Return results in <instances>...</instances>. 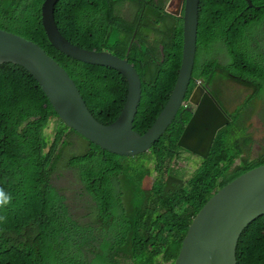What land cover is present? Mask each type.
<instances>
[{"label": "trees", "instance_id": "trees-1", "mask_svg": "<svg viewBox=\"0 0 264 264\" xmlns=\"http://www.w3.org/2000/svg\"><path fill=\"white\" fill-rule=\"evenodd\" d=\"M128 1L137 5L139 15L124 16L122 29L112 25L103 33L87 27L86 0H59L54 12L59 30L73 45L107 51L136 66L142 98L134 129L144 134L177 82L183 21L168 18L158 8L161 0H122ZM251 1L261 10H247L246 0H200L198 53L186 101L197 81L207 78L213 94V88L221 92L217 85L223 79L247 86L251 93L228 111L231 122L218 131L209 158H200L188 179L179 168L183 150L178 145L192 115L185 106L149 152L120 156L68 127L24 68L0 65V264H173L178 259L202 206L234 179L264 164V153L255 159L247 156L254 142L248 131L252 101L264 91L259 39L249 36L264 22V0ZM43 2L0 0V28L38 44L67 71L95 119L116 121L128 99L127 77L58 51L42 25ZM150 31L162 33L154 46L146 44ZM215 42L224 44L227 63L207 54L202 58ZM74 135L84 140V148L66 156ZM62 165L71 173L75 199L91 198L82 217L71 212L66 194L53 182ZM153 172L152 188L145 189L144 180ZM237 264H264V216L243 231Z\"/></svg>", "mask_w": 264, "mask_h": 264}, {"label": "water", "instance_id": "water-1", "mask_svg": "<svg viewBox=\"0 0 264 264\" xmlns=\"http://www.w3.org/2000/svg\"><path fill=\"white\" fill-rule=\"evenodd\" d=\"M58 1L44 0L41 9L42 25L50 43L74 61L115 69L127 77L129 95L118 119L110 124L100 123L67 71L38 44L3 29H0V65L24 68L42 87L68 127L102 150L120 156L135 157L149 152L185 106L192 115L184 125L178 145L201 159L209 158L218 131L232 118L205 85L197 86L186 102L197 57L200 0H171L169 4L168 11L183 21L182 63L169 101L144 134L134 129L142 98V80L136 66L116 54L73 45L56 23L54 10ZM246 1L249 8L260 10L251 0ZM261 216H264V164L234 179L202 206L192 219L173 264H237L242 233Z\"/></svg>", "mask_w": 264, "mask_h": 264}, {"label": "rangeland", "instance_id": "rangeland-1", "mask_svg": "<svg viewBox=\"0 0 264 264\" xmlns=\"http://www.w3.org/2000/svg\"><path fill=\"white\" fill-rule=\"evenodd\" d=\"M135 14H130L132 18H134ZM125 16L129 17V15L125 14ZM142 28L138 31V38H142V36H139L141 33ZM156 33H159L158 35ZM161 32H151L148 34V39L150 40V36L159 38L161 36ZM146 37V36H145ZM148 43V42H147ZM220 64H225L227 61L217 60ZM220 75V73H218ZM209 78L204 81V83L198 82L197 86H200L204 84L205 86L210 88V91L212 92V88L208 82ZM226 85L228 86V89H225L221 91L220 93H216L215 89L214 94L216 100L222 106L226 112H233L234 109H236L238 106H240L245 99L249 96L251 93L249 90H247L245 87L235 83V82H227ZM226 91V93H225ZM222 103V104H221ZM253 106H255V110L248 122L249 128L248 131L252 133L254 142L251 152L247 155L250 156L251 159H255L258 155L261 153H264V91L262 93V96L259 100L252 101ZM187 106H194L191 104H188ZM228 112V113H229ZM230 115V113H229ZM232 118V117H231ZM54 130V124L51 125V134H53ZM69 142L72 143L68 149V153L66 156H68L71 153H78L82 152L85 142L82 138L74 135L69 137ZM182 156L181 161L179 164V168H182L185 171L186 179L190 178L193 175L194 170L197 168V166L200 163V158L195 156L194 154L187 153L184 149H182ZM156 173L153 172L152 175L146 177L143 183V187L145 189H151L152 185L156 178ZM53 182L55 186L60 187L67 197V203L70 207L71 212L79 217H82L86 214L87 209H89L88 203H90L91 198L86 197L83 201H77L75 199V190L73 189V186L71 185V173L67 169H64L63 165L57 171L53 176Z\"/></svg>", "mask_w": 264, "mask_h": 264}, {"label": "flooded vegetation", "instance_id": "flooded-vegetation-1", "mask_svg": "<svg viewBox=\"0 0 264 264\" xmlns=\"http://www.w3.org/2000/svg\"><path fill=\"white\" fill-rule=\"evenodd\" d=\"M158 1V0H155ZM171 0H161L158 3V8L159 9H164V12L167 14V17L172 19L173 21L174 18H179L173 14H171L168 9H169V4ZM136 6H133L130 1L128 2H122V0H86L85 7L83 9L84 11V17L85 21L87 23V27L89 29H92L94 31H98L99 33H103L106 27H110L112 25L116 26L117 29H122L123 28V19L125 14L129 15L134 14V9ZM260 7V6H259ZM253 8L247 7V10H251ZM261 10V9H260ZM259 11V10H258ZM139 15V12L137 11L136 16ZM127 17V16H125ZM249 17H252L249 15ZM128 19H133L131 16L130 18L127 17ZM153 19V18H151ZM181 19V18H179ZM182 20V19H181ZM1 29V28H0ZM163 32H167L165 29L161 30ZM250 40L252 39H259V47H260V53L262 57L264 58V22H261L258 27L254 26V30L249 32ZM156 38L154 40V37L150 36V40L148 41L147 46L150 45H155ZM198 50V49H197ZM207 55H210L212 59H217V60H226L227 59V51H225V46L224 44L220 42H215L213 46L207 49V52L202 55V58H205ZM228 81L227 79H223V82L221 85L218 87L227 89L228 87L226 85ZM232 82V81H231ZM221 86V87H220ZM244 87V86H243ZM221 90V89H220ZM248 90V89H247ZM223 91V90H221ZM226 93V91H225ZM188 102V101H186ZM187 152V151H186ZM189 153V152H187ZM191 154V153H189Z\"/></svg>", "mask_w": 264, "mask_h": 264}, {"label": "clouds", "instance_id": "clouds-1", "mask_svg": "<svg viewBox=\"0 0 264 264\" xmlns=\"http://www.w3.org/2000/svg\"><path fill=\"white\" fill-rule=\"evenodd\" d=\"M135 6H137V5H135ZM197 53H198V50H197ZM196 59H197V57H196ZM195 63H196V61H195ZM195 67V66H194ZM194 71V70H193ZM198 82L199 81H197V85H198ZM201 83H204V81H200ZM202 85H204V84H202ZM209 88V87H208ZM210 89V88H209Z\"/></svg>", "mask_w": 264, "mask_h": 264}, {"label": "crops", "instance_id": "crops-1", "mask_svg": "<svg viewBox=\"0 0 264 264\" xmlns=\"http://www.w3.org/2000/svg\"><path fill=\"white\" fill-rule=\"evenodd\" d=\"M134 11V14L136 15V13H137V8L135 7V9L133 10ZM150 14V13H149ZM134 15V16H135ZM137 36H138V33H137ZM139 36H142V35H139Z\"/></svg>", "mask_w": 264, "mask_h": 264}, {"label": "bare ground", "instance_id": "bare-ground-1", "mask_svg": "<svg viewBox=\"0 0 264 264\" xmlns=\"http://www.w3.org/2000/svg\"><path fill=\"white\" fill-rule=\"evenodd\" d=\"M218 86H219V85H217V87H218ZM220 87H221V86H220ZM222 87H223V86H222ZM222 87H221V88L218 87V88L221 89V90H224V88H222ZM245 87L247 88V86H245ZM226 88L228 89V87H226Z\"/></svg>", "mask_w": 264, "mask_h": 264}]
</instances>
